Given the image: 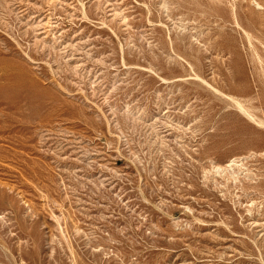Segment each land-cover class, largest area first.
<instances>
[{
  "label": "rangeland",
  "instance_id": "374dc122",
  "mask_svg": "<svg viewBox=\"0 0 264 264\" xmlns=\"http://www.w3.org/2000/svg\"><path fill=\"white\" fill-rule=\"evenodd\" d=\"M232 98L264 120V0H0V264H264Z\"/></svg>",
  "mask_w": 264,
  "mask_h": 264
},
{
  "label": "bare ground",
  "instance_id": "6f19581e",
  "mask_svg": "<svg viewBox=\"0 0 264 264\" xmlns=\"http://www.w3.org/2000/svg\"><path fill=\"white\" fill-rule=\"evenodd\" d=\"M257 9H260L262 10V7L256 3L255 4ZM237 27L239 28V24H236ZM247 32V31H246ZM245 33V32H244ZM248 33V32H247ZM245 35L247 36L248 40H249V43H250V37L245 33ZM252 37V36H251ZM254 38V37H253ZM238 99V98H237ZM237 99H231L234 106L236 107L237 110H239L250 122L254 123L256 126L258 127H262L264 128V120H260L259 117L258 119L255 117L256 115H253L251 112V109L246 107L245 104H243L241 101L237 100ZM262 110V109H261ZM263 113V112H261ZM247 159V158H246ZM238 161L236 159H233V160H230L229 163L227 164L226 167L224 168H217L216 171L218 172H223V171H228L229 169H231L232 171L234 170V168H238V167H241V165H238ZM226 168H229V169H226ZM232 176V175H231ZM235 176V175H234ZM236 179V176L235 178Z\"/></svg>",
  "mask_w": 264,
  "mask_h": 264
}]
</instances>
